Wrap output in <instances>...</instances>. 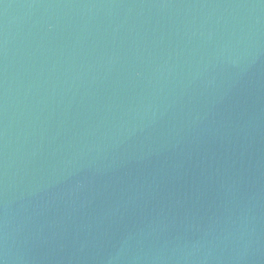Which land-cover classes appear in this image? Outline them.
Segmentation results:
<instances>
[{"label":"water","instance_id":"1","mask_svg":"<svg viewBox=\"0 0 264 264\" xmlns=\"http://www.w3.org/2000/svg\"><path fill=\"white\" fill-rule=\"evenodd\" d=\"M0 264H264V0H0Z\"/></svg>","mask_w":264,"mask_h":264}]
</instances>
